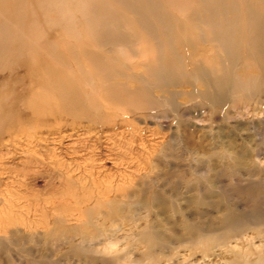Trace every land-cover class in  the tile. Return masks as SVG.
I'll return each instance as SVG.
<instances>
[{
    "label": "rangeland",
    "instance_id": "rangeland-1",
    "mask_svg": "<svg viewBox=\"0 0 264 264\" xmlns=\"http://www.w3.org/2000/svg\"><path fill=\"white\" fill-rule=\"evenodd\" d=\"M30 37L98 109L29 121ZM263 54L264 0H2L0 264H264Z\"/></svg>",
    "mask_w": 264,
    "mask_h": 264
},
{
    "label": "bare ground",
    "instance_id": "bare-ground-1",
    "mask_svg": "<svg viewBox=\"0 0 264 264\" xmlns=\"http://www.w3.org/2000/svg\"><path fill=\"white\" fill-rule=\"evenodd\" d=\"M2 0H0V3H1ZM100 2V1H99ZM83 3V2H82ZM101 3V2H100ZM203 3V2H202ZM69 4V3H68ZM202 5V4H201ZM102 10V9H101ZM207 11V10H206ZM85 14V13H84ZM83 14V15H84ZM106 15V14H105ZM79 16V15H78ZM109 18V17H108ZM102 20V19H101ZM86 21V20H85ZM103 21V20H102ZM43 23V22H42ZM46 23V22H45ZM208 23V22H207ZM178 24V23H177ZM38 25V24H37ZM95 26V25H94ZM98 26V24H97ZM97 28V27H96ZM83 31V30H82ZM85 32V31H83ZM69 33V32H68ZM95 33V32H94ZM87 34V33H86ZM107 34V33H106ZM74 37V36H72ZM66 38V37H65ZM93 39H96L97 37H92ZM104 40H107L108 41H111L113 39L116 40L117 37H111L112 39L109 40L110 37H102ZM261 39V38H260ZM40 39H35V37H30V40H29V43H28V46L26 47L27 48V51L28 53H32V52H37V51H40V52H43L45 54V59H42L41 61L38 60L37 62H35L33 59H30L28 60V63H27V66L29 67V74H28V78H29V84L30 85H37L39 87H42V88H45V89H48L49 88V92L46 94L44 91L42 93H40L39 95H36L35 94V91L33 90V93L31 94V96L27 97L26 100H24V104L25 106H27L28 108H30V113L28 115V119L29 121H39V122H42L40 121L41 119H44L46 117H49L50 118H57V117H65V116H68L70 115L69 114V110H64L63 112L61 111L60 113H49V114H46L44 109L46 106L48 105H52L54 104L55 100L58 101V102H62V103H66L68 104V106L72 109L73 111V108L74 106H76L77 108H80L79 107V104H84V107L86 109H92L94 108V102L92 100H88L86 101L85 103L84 102H81V101H78L77 99V88L75 86V79L79 78V76H82V75H85V73L83 72V70L81 69V67H77L76 69H72L71 67H69V65L67 64L64 56H63V53H60L58 51V48L56 46V43L54 41H50V42H45L44 44H40ZM99 41V40H98ZM262 42V40H261ZM111 43V42H110ZM118 45V44H117ZM116 45V46H117ZM225 45V43H224ZM77 46V45H76ZM78 48H75V47H72L69 49V58L70 59H77L79 60V58H86L87 61L89 60L90 62H99V61H96V57H98V55L100 54H97L96 52H98L97 50L91 48L90 47H86L85 46V43H81L79 44V46H77ZM227 47V46H226ZM118 48V47H117ZM116 48V49H117ZM4 50V49H3ZM260 50L263 51V46L260 47ZM6 52V51H5ZM118 52V51H117ZM104 53V52H103ZM261 55V54H260ZM264 55V54H263ZM139 56V55H138ZM232 56V55H231ZM264 57V56H263ZM101 58V57H100ZM113 59V58H112ZM16 60V59H15ZM82 62V61H81ZM89 62V63H90ZM111 62V61H110ZM106 63V62H105ZM119 64V63H118ZM154 64V63H153ZM167 64L165 65V68L167 69ZM203 65V64H202ZM201 65V66H202ZM205 65H203L202 67H204ZM208 66V65H207ZM148 67H152V65H148ZM154 67H156V65H154ZM206 67V66H205ZM210 67V66H209ZM208 67V70H210ZM212 67V66H211ZM91 68V67H90ZM95 68V67H94ZM131 69V68H130ZM138 69V68H137ZM136 69V70H137ZM202 69V68H201ZM120 70V68H119ZM142 70V69H141ZM157 70V69H156ZM203 70V69H202ZM122 71V70H121ZM213 71L210 70L209 72L211 73ZM142 72V71H141ZM215 74V72H213ZM254 73V72H253ZM212 74V73H211ZM126 75V74H124ZM157 75L158 77H163V75L161 76V72L159 73V71H157ZM207 75V74H206ZM213 75V74H212ZM210 76V75H209ZM217 77V76H215ZM226 77V76H225ZM111 78V77H110ZM219 78V77H218ZM217 78V79H218ZM249 78H251L249 76ZM215 79V78H214ZM220 79V78H219ZM228 79V78H226ZM83 80H84V77H83ZM202 80V79H201ZM212 80V79H211ZM238 80V79H237ZM235 81V82H238L240 81V79L238 81ZM193 81V80H192ZM207 81V80H206ZM215 82V80H213ZM212 81V82H213ZM221 81V80H220ZM220 81H219V84H220ZM229 81V80H228ZM232 81V80H231ZM111 82V81H110ZM227 82V81H226ZM225 82V83H226ZM103 84L105 83H102L101 87H103ZM116 84L119 85V84H122V82H119V81H116ZM222 84V83H221ZM220 84V85H221ZM216 82H215V84ZM224 85V84H223ZM110 85H106L104 88V90H108L110 89L109 88ZM166 87V86H165ZM32 88V87H31ZM216 88V87H215ZM130 90V89H129ZM115 91V90H114ZM134 91V90H133ZM132 90H130V92L132 93L133 92ZM73 93H75V96L73 95ZM105 93V91H104ZM108 92H106L107 94ZM204 95L206 96H211L212 93H209V92H204L203 93ZM112 95V94H111ZM264 95V94H263ZM107 96V95H106ZM115 96V95H114ZM213 96V95H212ZM66 97L68 98H71L73 97V100L71 101H65ZM93 99V97H92ZM119 99H123L121 97H119ZM117 100V99H116ZM224 101V100H223ZM122 104V103H121ZM82 106V105H81ZM96 106V105H95ZM119 106V105H118ZM65 108L68 109L67 106H65ZM94 109H98L97 106L96 108ZM122 110V109H121ZM44 112V113H43ZM71 116V115H70ZM99 117V116H98ZM97 119L100 120L101 117H99ZM225 212V211H224ZM228 214V213H227ZM224 215V214H223ZM228 216V215H227ZM226 216V217H227ZM222 218V216H221ZM226 219V218H224ZM222 218V220H224ZM222 222V221H221ZM224 222V221H223ZM230 222V220L228 221ZM223 224V223H222ZM193 226V224H191ZM186 226V225H185ZM189 226V225H188ZM191 226V227H192ZM208 226V225H207ZM211 226V225H210ZM212 227V226H211ZM187 228H190L187 227ZM215 228V227H214ZM217 228V227H216ZM188 230V229H187ZM186 230V231H187ZM192 229H190L191 231ZM184 238V237H182ZM210 238V237H209ZM178 239V237H177Z\"/></svg>",
    "mask_w": 264,
    "mask_h": 264
}]
</instances>
